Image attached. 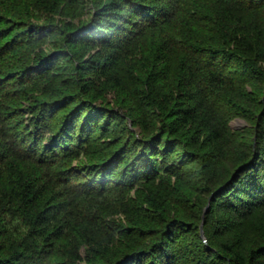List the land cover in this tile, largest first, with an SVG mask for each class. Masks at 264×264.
I'll return each instance as SVG.
<instances>
[{"label": "trees", "instance_id": "obj_1", "mask_svg": "<svg viewBox=\"0 0 264 264\" xmlns=\"http://www.w3.org/2000/svg\"><path fill=\"white\" fill-rule=\"evenodd\" d=\"M0 264H264V0H0Z\"/></svg>", "mask_w": 264, "mask_h": 264}, {"label": "rangeland", "instance_id": "obj_2", "mask_svg": "<svg viewBox=\"0 0 264 264\" xmlns=\"http://www.w3.org/2000/svg\"><path fill=\"white\" fill-rule=\"evenodd\" d=\"M230 124H231V127L233 129H239L240 130V129H243L245 127L246 122L244 121V119H242L240 117H236V118L232 119V121L230 122ZM202 235L204 236V234H202Z\"/></svg>", "mask_w": 264, "mask_h": 264}, {"label": "water", "instance_id": "obj_3", "mask_svg": "<svg viewBox=\"0 0 264 264\" xmlns=\"http://www.w3.org/2000/svg\"><path fill=\"white\" fill-rule=\"evenodd\" d=\"M206 208H207V206H206ZM206 208H205V210H206ZM201 233H203V232H202V225H201Z\"/></svg>", "mask_w": 264, "mask_h": 264}]
</instances>
